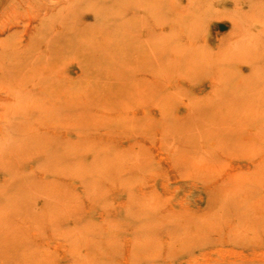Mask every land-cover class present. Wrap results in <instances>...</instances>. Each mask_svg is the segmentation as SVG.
<instances>
[{
  "label": "rangeland",
  "instance_id": "rangeland-1",
  "mask_svg": "<svg viewBox=\"0 0 264 264\" xmlns=\"http://www.w3.org/2000/svg\"><path fill=\"white\" fill-rule=\"evenodd\" d=\"M262 30L264 0H0V264H264Z\"/></svg>",
  "mask_w": 264,
  "mask_h": 264
},
{
  "label": "bare ground",
  "instance_id": "bare-ground-1",
  "mask_svg": "<svg viewBox=\"0 0 264 264\" xmlns=\"http://www.w3.org/2000/svg\"><path fill=\"white\" fill-rule=\"evenodd\" d=\"M140 7V6H139ZM237 7V6H236ZM158 8H163L161 5H159L158 6ZM146 9V8H145ZM144 9V10H145ZM122 15V14H121ZM159 15H162V12L160 13L159 11H157L156 10V8H155V10L153 11V14H152V17L153 18H158L159 17ZM123 17V16H122ZM248 19H249V17H248ZM250 20V19H249ZM251 21V20H250ZM129 22V21H128ZM139 22L140 23H142L143 21L141 20V19H139ZM163 23H164V21H162ZM248 24H249V22H248ZM253 24V23H252ZM257 24H258V22H257ZM151 25V24H150ZM161 26V25H160ZM252 26V25H251ZM254 28V27H253ZM259 30V29H258ZM260 31V30H259ZM263 31V30H262ZM261 32V31H260ZM264 32V31H263ZM262 32V33H263ZM249 35V34H248ZM262 35H264V34H262ZM262 35H260V36H262ZM243 37V36H242ZM246 37V36H245ZM254 37H256V36H254ZM241 38V37H240ZM240 38H239V40H240ZM247 38H249V37H247ZM264 38V37H263ZM262 38V39H263ZM250 39L252 40V38L250 37ZM257 39H260V38H257ZM237 42V41H236ZM241 42H243V41H241ZM253 42V41H252ZM264 42V41H263ZM247 43V42H246ZM240 44V43H239ZM237 45V44H236ZM255 46V45H254ZM261 49V48H260ZM263 49H264V47H263ZM254 50V49H253ZM256 50V49H255ZM246 51V50H245ZM50 82V81H49ZM47 88V87H46ZM91 90V89H90ZM67 105V104H66ZM68 106V105H67ZM80 107V106H79Z\"/></svg>",
  "mask_w": 264,
  "mask_h": 264
}]
</instances>
